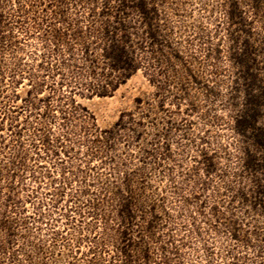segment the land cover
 I'll use <instances>...</instances> for the list:
<instances>
[{
  "label": "rangeland",
  "instance_id": "rangeland-1",
  "mask_svg": "<svg viewBox=\"0 0 264 264\" xmlns=\"http://www.w3.org/2000/svg\"><path fill=\"white\" fill-rule=\"evenodd\" d=\"M263 90L264 0H0V264H264Z\"/></svg>",
  "mask_w": 264,
  "mask_h": 264
},
{
  "label": "trees",
  "instance_id": "trees-1",
  "mask_svg": "<svg viewBox=\"0 0 264 264\" xmlns=\"http://www.w3.org/2000/svg\"><path fill=\"white\" fill-rule=\"evenodd\" d=\"M249 49H246L244 54L235 57V60L237 64L245 68V73L243 77V82L246 84L247 90L245 89L246 97H247V106L246 109L243 111V114L241 116H238L236 120L238 133L240 136H243L244 138H248V133L252 132L255 128L254 125L251 124V120H256V115L253 112V108L256 105L258 101H256L255 96L252 95V92L258 87L256 84V80L251 75L249 62L250 58L252 56V53H249ZM106 57L111 60L113 69L117 70L121 74H125L129 71V69L132 68V58L129 56L125 48H122L118 46L117 44H113L111 48L107 51ZM251 83V84H250ZM251 91V92H250ZM264 94V90L262 91ZM264 136V135H263ZM258 147L260 149H264V142H257ZM246 167L250 170L256 172L258 170L264 169V159H255L254 156H252L250 153H248V161L246 164ZM258 198L260 200V208L262 209L264 213V187L260 186L258 189ZM131 202L124 204V209L122 211V215L124 218L131 219L132 211H131Z\"/></svg>",
  "mask_w": 264,
  "mask_h": 264
}]
</instances>
